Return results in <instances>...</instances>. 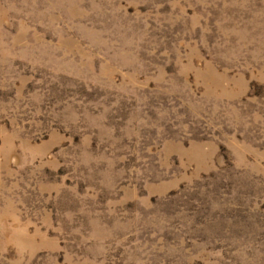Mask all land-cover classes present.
Returning <instances> with one entry per match:
<instances>
[{
  "label": "rangeland",
  "instance_id": "rangeland-1",
  "mask_svg": "<svg viewBox=\"0 0 264 264\" xmlns=\"http://www.w3.org/2000/svg\"><path fill=\"white\" fill-rule=\"evenodd\" d=\"M0 264H264V0H0Z\"/></svg>",
  "mask_w": 264,
  "mask_h": 264
}]
</instances>
